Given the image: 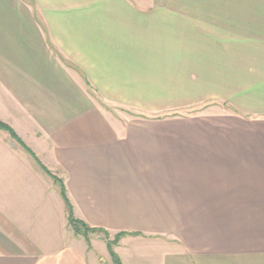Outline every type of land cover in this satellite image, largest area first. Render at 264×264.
I'll list each match as a JSON object with an SVG mask.
<instances>
[{"label": "crops", "instance_id": "1", "mask_svg": "<svg viewBox=\"0 0 264 264\" xmlns=\"http://www.w3.org/2000/svg\"><path fill=\"white\" fill-rule=\"evenodd\" d=\"M0 264H264V0H0ZM105 236V235H104Z\"/></svg>", "mask_w": 264, "mask_h": 264}, {"label": "trees", "instance_id": "2", "mask_svg": "<svg viewBox=\"0 0 264 264\" xmlns=\"http://www.w3.org/2000/svg\"><path fill=\"white\" fill-rule=\"evenodd\" d=\"M0 129L9 131L14 138H16L27 150H29L24 145V143L19 139V137L17 136V134L15 133V131L12 128H10L8 125L2 123L1 121H0ZM46 171H47V173L49 175H51L53 177V179L55 180V182L61 188V194H62V196H63V198H64V200L66 202V205H67V210H68V215H69L68 216V218H69V225H70L72 231L74 232L75 236H84L86 238L87 242H89V239H88L89 233L104 232V233H106V235H108V233L105 232V231H103V230H98V229L90 228L86 223H84L83 221L78 220V219H76L74 217L73 207H72V205H71V203H70V201L68 199L66 187H65V184H64L63 180H61L58 177L52 175L48 170H46ZM125 235L126 234L121 233V234H118L116 236V238H115L114 241L108 240V249H109V252H110V255L112 257V260H113L114 264H122L121 261H120V258L118 257V255L114 251V247L119 244V242L121 241V239Z\"/></svg>", "mask_w": 264, "mask_h": 264}, {"label": "rangeland", "instance_id": "3", "mask_svg": "<svg viewBox=\"0 0 264 264\" xmlns=\"http://www.w3.org/2000/svg\"><path fill=\"white\" fill-rule=\"evenodd\" d=\"M90 234H92V233H89L88 236H90ZM104 235H105V236H104ZM116 236H117V235H116ZM116 236H115V238H116ZM100 237H101L103 240L106 241L107 245H108V240H110V241H114V240H115V238L112 240V239L110 238V235H109V234L106 235V233L100 235ZM88 239H89V237H88ZM89 243H90V239H89Z\"/></svg>", "mask_w": 264, "mask_h": 264}]
</instances>
